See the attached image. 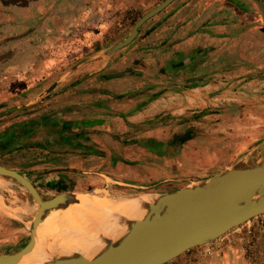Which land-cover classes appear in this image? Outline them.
Returning a JSON list of instances; mask_svg holds the SVG:
<instances>
[{
	"label": "rangeland",
	"instance_id": "1",
	"mask_svg": "<svg viewBox=\"0 0 264 264\" xmlns=\"http://www.w3.org/2000/svg\"><path fill=\"white\" fill-rule=\"evenodd\" d=\"M17 1L22 10L17 8L9 13L21 14L23 19H18L26 28L21 35L24 42L21 60L41 66L38 73L43 72V80L47 82L40 88L39 79L37 87L45 96L55 88L56 81L89 76L96 68L90 67V62L97 59L95 55H105L110 46L128 35L138 18L163 0ZM178 2L173 0L146 20L126 46L135 50L158 41L155 35L163 33L169 22L168 12L174 11L172 8ZM235 19L231 20L236 21L233 25L216 34V40L209 41L202 64L199 60L198 67L173 74L175 83L163 79L160 85L165 92H161V98L151 99L153 102H146L144 110L141 108L138 114L128 115L129 119L123 117L113 125L120 128L117 137L124 149L114 148L115 157L120 159L109 163L97 160L81 163L88 170L78 176L80 180L69 191L98 197L165 195L199 184L246 158L264 138V18L254 21L238 16ZM180 34H173L171 38ZM22 64L20 60L16 62L20 69ZM157 65L158 62L154 63L146 74L156 80L158 77L153 76V71ZM194 75H205L207 81L198 87L183 83ZM20 92L22 96L25 94V90ZM74 95L83 99L84 94ZM45 98L56 103L55 97ZM28 99L24 95L17 103L24 104ZM9 102L0 103L3 107L0 111L16 106L7 105ZM100 114L94 110L89 115ZM184 132L187 137L180 144L179 136ZM172 133L177 144L168 147L163 138ZM0 181V254H6L15 252L28 241L29 224L37 208L24 187L2 176ZM41 196L53 197L44 192ZM167 264H264V214L210 243L185 251Z\"/></svg>",
	"mask_w": 264,
	"mask_h": 264
},
{
	"label": "crops",
	"instance_id": "2",
	"mask_svg": "<svg viewBox=\"0 0 264 264\" xmlns=\"http://www.w3.org/2000/svg\"><path fill=\"white\" fill-rule=\"evenodd\" d=\"M17 8L22 10L17 0H0V103L25 106L0 120V165L19 171L40 194L51 196L69 191L78 183V176L88 170L81 163H109L117 158L114 148L123 147L117 137L120 128L113 125L144 110L146 102H153L151 99L161 98V92H165L160 85L163 79L175 83L173 74L198 67L199 60L202 64L209 41L236 22L231 20L238 16L254 21L264 18V0H180L174 11L168 12L169 22L163 33L155 35L158 41L135 50L128 45L113 54H96L97 59L90 62V67L96 68L89 76L56 81L55 88L44 96L37 87V80L40 88L47 82L43 72L38 73L41 66L21 60V35L26 28L18 19H23L21 14L9 13ZM177 33L181 34L171 38ZM19 60L22 69L16 65ZM156 62L153 76L158 80L146 75ZM82 79L84 83L80 84ZM206 81L205 75H194L183 83L198 87ZM22 90L30 98L24 104L17 103L24 97ZM34 92L37 94L31 99ZM76 92H82L83 99L75 96ZM48 95L55 97L56 103L46 99ZM94 110L102 114L90 116ZM163 140L168 147L177 144L173 133Z\"/></svg>",
	"mask_w": 264,
	"mask_h": 264
},
{
	"label": "water",
	"instance_id": "3",
	"mask_svg": "<svg viewBox=\"0 0 264 264\" xmlns=\"http://www.w3.org/2000/svg\"><path fill=\"white\" fill-rule=\"evenodd\" d=\"M173 0H163L133 24L128 35L110 46L107 54L129 44L139 27ZM25 106L0 111V117ZM0 176L24 187L38 204L31 220L30 237L18 250L0 254V264H16L32 250L35 226L54 197L44 198L22 173L0 165ZM170 200L148 205L145 215L127 224L117 240L106 239L93 257L74 252L57 264H167L185 251L210 243L229 230L264 214V138L239 164L228 167L199 184L167 193ZM44 264H52L45 262Z\"/></svg>",
	"mask_w": 264,
	"mask_h": 264
},
{
	"label": "bare ground",
	"instance_id": "4",
	"mask_svg": "<svg viewBox=\"0 0 264 264\" xmlns=\"http://www.w3.org/2000/svg\"><path fill=\"white\" fill-rule=\"evenodd\" d=\"M51 200L52 207H45L36 223L32 250L16 264H57L74 252L93 257L103 249L106 239H119L126 233L128 222L141 219L150 203L170 198L160 193L98 197L66 191ZM35 206L38 208L37 203Z\"/></svg>",
	"mask_w": 264,
	"mask_h": 264
},
{
	"label": "trees",
	"instance_id": "5",
	"mask_svg": "<svg viewBox=\"0 0 264 264\" xmlns=\"http://www.w3.org/2000/svg\"><path fill=\"white\" fill-rule=\"evenodd\" d=\"M186 137H187V134H186V132H184L183 135H181L179 142L182 143L184 140H186Z\"/></svg>",
	"mask_w": 264,
	"mask_h": 264
}]
</instances>
